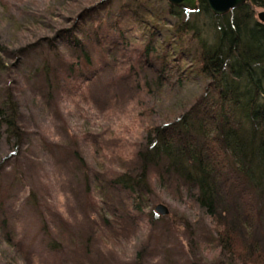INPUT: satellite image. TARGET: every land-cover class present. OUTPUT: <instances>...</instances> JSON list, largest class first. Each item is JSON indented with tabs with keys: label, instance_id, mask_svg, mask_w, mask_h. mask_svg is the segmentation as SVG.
I'll return each instance as SVG.
<instances>
[{
	"label": "rangeland",
	"instance_id": "374dc122",
	"mask_svg": "<svg viewBox=\"0 0 264 264\" xmlns=\"http://www.w3.org/2000/svg\"><path fill=\"white\" fill-rule=\"evenodd\" d=\"M102 1L0 0V101L13 98L25 133L17 155L11 140L0 142V264H264L261 256L256 263H238L224 252L217 225L195 191L163 185L153 174L150 208L140 216L130 207L131 195L112 186L113 176L135 163L152 129L171 123L175 107L190 104V92L199 90L195 83L160 85L154 68L137 60L148 45L139 27L129 33L134 24L121 22L132 52L108 47L111 54L93 81L68 80L51 90L45 82L48 44L57 42L71 59L58 38ZM121 2L113 0L96 15L116 19ZM255 11L259 20L264 9ZM172 63L175 71L191 70V64ZM90 176L101 182L97 191L86 181ZM160 204L170 213L153 220ZM233 212L226 213L227 224L233 228L232 220L243 218L235 229L241 241L250 245L261 238L264 253V214L245 205ZM45 231L56 233L68 249L50 251Z\"/></svg>",
	"mask_w": 264,
	"mask_h": 264
},
{
	"label": "trees",
	"instance_id": "16d2710c",
	"mask_svg": "<svg viewBox=\"0 0 264 264\" xmlns=\"http://www.w3.org/2000/svg\"><path fill=\"white\" fill-rule=\"evenodd\" d=\"M112 4L113 0H103L100 6L86 10L79 27L58 38L71 59L57 42L48 44L43 52L45 82L51 90L68 80L93 81L101 72L97 66L111 54L108 47L131 53L133 46L126 35L140 28L148 45L137 60L154 68L160 85L195 83L199 90L190 92V104L187 100L175 107L176 118L171 123L152 129L135 163L113 176L112 186L131 195L130 207L140 216L150 208L146 195L151 193L153 174L163 185L170 182L195 191L200 207L217 225V241L224 252L238 263H256L258 256L264 257L259 244L262 239L256 237L250 245L245 244L235 230L243 218L232 220L231 228L225 216L241 205L264 214V24L255 11L264 9V0H248L223 16H216L207 0H199L197 12L172 6L168 0H122L116 19L96 15ZM89 20L95 23L88 25ZM122 21L133 23L136 29L126 33ZM0 54H4L1 44ZM171 62L191 64V70L188 74L180 67L175 71ZM1 63L0 71L5 68ZM16 107L11 96L5 103L0 101V142L11 140L17 155L25 133L18 125ZM89 180L97 191L99 178L95 181L90 176L87 183ZM38 204L36 208H40ZM151 217L161 219L154 211ZM104 222L111 224L106 218ZM55 235L58 237L48 234L53 240L47 248L65 252L68 246Z\"/></svg>",
	"mask_w": 264,
	"mask_h": 264
},
{
	"label": "water",
	"instance_id": "95a60500",
	"mask_svg": "<svg viewBox=\"0 0 264 264\" xmlns=\"http://www.w3.org/2000/svg\"><path fill=\"white\" fill-rule=\"evenodd\" d=\"M168 2L172 6L187 11L197 12L199 10V0H168ZM207 2L216 16H223L245 5L248 0H207ZM258 17L259 21L264 24V11L259 13ZM156 212L162 217H166L170 213L168 207L163 204L156 207Z\"/></svg>",
	"mask_w": 264,
	"mask_h": 264
}]
</instances>
